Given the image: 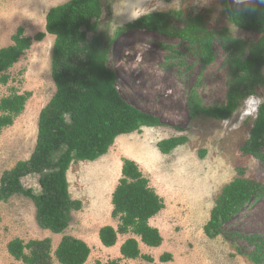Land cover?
Listing matches in <instances>:
<instances>
[{"label": "rangeland", "instance_id": "374dc122", "mask_svg": "<svg viewBox=\"0 0 264 264\" xmlns=\"http://www.w3.org/2000/svg\"><path fill=\"white\" fill-rule=\"evenodd\" d=\"M68 1L0 0V49L11 45V37L19 28L26 37L44 32L48 11ZM102 4L99 32L106 39L114 38L119 27L155 12H181L184 20L201 16L207 29L226 31L248 44L260 38L259 34L235 28L220 0H102ZM175 24L182 26L178 21ZM54 41V36L46 34L42 41L32 42L8 71V84L0 86V100L13 93L32 94L24 112L0 132V179L18 162L29 159L35 148L40 111L56 92L51 77ZM164 45L175 46L179 56L170 54ZM214 51V62L202 66L176 40L147 31H128L117 36L110 44L107 64L116 74L117 89L125 102L157 117L162 126L121 135L105 156L71 164L67 172L69 193L73 200L82 203V209L73 213V222L63 234L38 227L30 199L15 195L0 202V264H22L7 253V244L13 239L28 242L49 238L55 244L63 235L88 244L91 254L85 264L115 259L114 251L97 242L100 228L118 224L111 217L110 205L123 159L138 165L149 185L165 196L166 206L159 215L164 223L157 228L163 237L161 248L142 249L154 262L137 259L121 264H171L159 261L165 252L172 255L173 264H254L248 257L253 248L245 237L264 238V196L244 206L216 239H208L203 233L224 186L236 178L264 181L261 163L241 152L263 101V88L258 87L256 95L243 101L227 120L190 116L193 97L206 107L225 102L226 53L219 43H215ZM180 136H185L187 142L171 153L164 155L157 148L158 142ZM38 178L27 176L22 183L39 192ZM129 237L121 239L124 242ZM259 264H264V260Z\"/></svg>", "mask_w": 264, "mask_h": 264}, {"label": "trees", "instance_id": "16d2710c", "mask_svg": "<svg viewBox=\"0 0 264 264\" xmlns=\"http://www.w3.org/2000/svg\"><path fill=\"white\" fill-rule=\"evenodd\" d=\"M220 1L235 28L260 35L256 42L248 44L226 31H211L201 16L184 20L181 12L146 14L116 29L114 38L106 39L99 32L102 0H70L51 8L45 17V31L33 37H26L19 28L11 37V45L0 49V86L8 84V71L29 50L32 42L42 41L49 34L55 37L51 77L56 92L40 111L36 144L29 159L18 162L1 176L0 202H7L15 195L30 199L38 227L63 234L73 222V213L82 209V203L73 200L69 193L67 172L71 164L93 162L105 156L121 135L162 126L157 117L123 100L116 86V74L107 65L110 44L123 32L147 31L176 40L202 66L214 62V45H221L228 67L225 102L206 107L193 97L191 117L201 115L217 121L227 120L243 101L256 95L258 87L264 89V5L234 14L229 10L227 0ZM175 21L182 26H177ZM164 47L173 56H179L175 46ZM31 95L30 92L13 93L0 100V132L12 126L24 112ZM186 142L185 136L173 137L158 142L157 148L167 155ZM263 148L264 98L241 152L264 167ZM31 175L39 177V192L22 183V179ZM263 196L264 181L236 178L222 188L210 219L203 227L204 235L216 239L224 225L244 206ZM111 204V217L118 224L116 228L104 226L99 229L101 245L112 248L120 236L130 237L119 248L120 258L97 264H121L122 260L137 259L153 263L154 258L141 252L135 237L149 248L162 245V235L149 221L165 205L134 161L122 160L121 177L111 195ZM245 241L253 248L248 254L249 259L259 264L264 260V238L245 237ZM7 253L22 264H85L91 249L83 240L63 235L54 252L49 238L28 242L16 238L7 244ZM159 261L173 264L172 255L167 252L159 257Z\"/></svg>", "mask_w": 264, "mask_h": 264}, {"label": "crops", "instance_id": "0c3cea01", "mask_svg": "<svg viewBox=\"0 0 264 264\" xmlns=\"http://www.w3.org/2000/svg\"><path fill=\"white\" fill-rule=\"evenodd\" d=\"M119 138H121V137H118L117 139H119ZM116 139V140H117ZM151 187V186H150ZM153 188V187H152ZM115 189V188H114ZM154 190H155V192L163 199V201H164V204H165V206H166V201H165V196H163L158 190H157V188H153ZM110 207H112L111 205H110ZM163 212V210L159 213V214H157L155 217H153L152 219H150V221H149V223H150V225L152 226V227H155V228H160L161 226H162V224L164 223V220L163 219H161V218H159V215L161 214ZM112 227H114V226H112ZM114 228H116V226L114 227ZM123 239H125V237H122ZM136 238V240L139 242V247H140V250H141V252H142V249H145L146 251L147 250H149V249H151V250H153V249H156V248H149V247H147V246H145V245H143L142 243H140V240H139V238L138 237H135ZM61 239V238H60ZM60 239L59 240H57L56 242H55V244H52V249H56L57 248V246H58V244H59V242H60ZM123 239H121V236L119 237V239H118V243L114 246V247H112V248H105V247H103L102 245H101V243H100V241L99 242H97V244L98 245H100L102 248H104V249H106V250H111V251H114V253H115V259H118V258H120L121 256H120V253H119V248H120V246H121V244L123 243ZM85 242V241H84ZM162 246V245H161ZM161 246L160 247H158L157 249H160L161 248ZM123 262H126L125 260H122ZM121 261V263H123ZM56 263V262H55ZM54 263V264H55Z\"/></svg>", "mask_w": 264, "mask_h": 264}, {"label": "water", "instance_id": "95a60500", "mask_svg": "<svg viewBox=\"0 0 264 264\" xmlns=\"http://www.w3.org/2000/svg\"><path fill=\"white\" fill-rule=\"evenodd\" d=\"M229 10L232 13H239L251 8L264 5V0H227Z\"/></svg>", "mask_w": 264, "mask_h": 264}, {"label": "bare ground", "instance_id": "6f19581e", "mask_svg": "<svg viewBox=\"0 0 264 264\" xmlns=\"http://www.w3.org/2000/svg\"><path fill=\"white\" fill-rule=\"evenodd\" d=\"M48 43V42H47ZM41 44V43H40ZM43 45V44H42ZM45 48H46V45L44 46ZM43 47V48H44ZM48 48V47H47ZM45 50H47V49H45ZM48 51H49V48H48ZM47 52V51H46ZM41 56H43V55H41ZM46 56V55H45ZM40 63V62H39ZM42 64V63H41ZM42 71V70H41Z\"/></svg>", "mask_w": 264, "mask_h": 264}]
</instances>
